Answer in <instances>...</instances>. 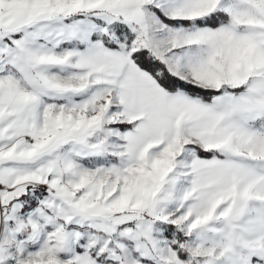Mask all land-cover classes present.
<instances>
[{
    "label": "snow or ice",
    "instance_id": "obj_1",
    "mask_svg": "<svg viewBox=\"0 0 264 264\" xmlns=\"http://www.w3.org/2000/svg\"><path fill=\"white\" fill-rule=\"evenodd\" d=\"M0 264H264V0H0Z\"/></svg>",
    "mask_w": 264,
    "mask_h": 264
}]
</instances>
